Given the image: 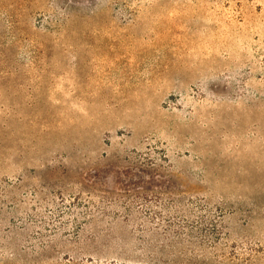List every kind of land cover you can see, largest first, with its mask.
Returning <instances> with one entry per match:
<instances>
[{
  "label": "rangeland",
  "instance_id": "obj_1",
  "mask_svg": "<svg viewBox=\"0 0 264 264\" xmlns=\"http://www.w3.org/2000/svg\"><path fill=\"white\" fill-rule=\"evenodd\" d=\"M0 264H264V0H0Z\"/></svg>",
  "mask_w": 264,
  "mask_h": 264
}]
</instances>
